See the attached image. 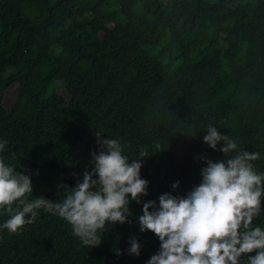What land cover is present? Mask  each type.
I'll return each instance as SVG.
<instances>
[{"label":"trees","instance_id":"16d2710c","mask_svg":"<svg viewBox=\"0 0 264 264\" xmlns=\"http://www.w3.org/2000/svg\"><path fill=\"white\" fill-rule=\"evenodd\" d=\"M208 125L259 153L264 174V0H0V158L30 177L27 200L62 201V186L92 169L95 132L119 140L129 163L145 150L149 182L96 247L43 209L10 234L0 209V264H147L160 242L139 231L143 204L186 195L205 160L224 159L203 142ZM250 227L264 230V197ZM133 238L139 256L127 251Z\"/></svg>","mask_w":264,"mask_h":264},{"label":"clouds","instance_id":"9594fccd","mask_svg":"<svg viewBox=\"0 0 264 264\" xmlns=\"http://www.w3.org/2000/svg\"><path fill=\"white\" fill-rule=\"evenodd\" d=\"M206 132L203 142L224 159L205 160L201 182L186 195L164 193L158 206L156 201L143 204L139 231L152 232L160 242L147 264H239L242 254L253 252L248 264H264V230L250 227L261 213L264 197V174L257 173L252 163L259 153L239 149L215 126L208 125ZM95 136L99 151L90 153L91 171L86 170L74 187L63 185L66 195L60 202L43 196L28 201L33 191L30 177L0 158V209L10 215L2 227L15 234L35 221L36 210L43 209L66 221L83 246L96 247L107 225L129 222L130 199L139 204L140 197L147 195L149 182L140 177L147 153L142 149V159L129 163L119 140L102 138L98 132ZM221 142L223 146L217 148ZM7 143L0 142V152ZM178 185L179 181L171 187ZM129 243L128 253L139 256L137 240Z\"/></svg>","mask_w":264,"mask_h":264},{"label":"rangeland","instance_id":"374dc122","mask_svg":"<svg viewBox=\"0 0 264 264\" xmlns=\"http://www.w3.org/2000/svg\"><path fill=\"white\" fill-rule=\"evenodd\" d=\"M55 86H57L56 87V92L61 94V95H63L65 98H67V100H69V96L66 94L65 89L63 87V84L61 82H57V83H55ZM15 94H16L15 87L10 88L6 92L5 104H6V106L8 108L13 106L14 99H15Z\"/></svg>","mask_w":264,"mask_h":264}]
</instances>
